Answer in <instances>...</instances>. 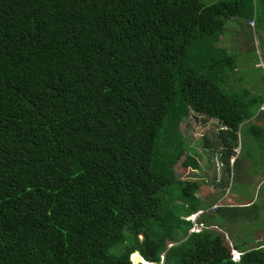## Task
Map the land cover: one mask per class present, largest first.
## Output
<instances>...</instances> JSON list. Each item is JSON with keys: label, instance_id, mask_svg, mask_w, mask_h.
Returning <instances> with one entry per match:
<instances>
[{"label": "trees", "instance_id": "trees-1", "mask_svg": "<svg viewBox=\"0 0 264 264\" xmlns=\"http://www.w3.org/2000/svg\"><path fill=\"white\" fill-rule=\"evenodd\" d=\"M255 16L264 29V0H0V264H264L173 171L191 116L219 125L203 146L227 173L244 126L264 139L263 100L218 47Z\"/></svg>", "mask_w": 264, "mask_h": 264}, {"label": "rangeland", "instance_id": "rangeland-1", "mask_svg": "<svg viewBox=\"0 0 264 264\" xmlns=\"http://www.w3.org/2000/svg\"><path fill=\"white\" fill-rule=\"evenodd\" d=\"M200 1L204 5H210L219 0ZM218 47L236 58L237 69L232 74L236 92L246 90L257 99L263 100L262 108L259 109H263V112L253 125L264 129L263 26L256 23V26L250 27L245 19H230L226 21ZM202 121H205V124ZM216 127H219L216 122L200 116H191L180 124L179 130L184 137L185 150L173 166V171L178 181L198 183L195 195L206 203L202 205L204 210L209 205L201 219L206 216L214 223L225 234L230 245L256 248L260 244L264 245V139L249 132L248 126H244L242 133L238 132V149L233 156L239 157L237 165L234 169L229 165L227 173L220 163V150L213 151L203 146L202 136L209 134L207 138L212 142L214 139L211 133L216 132ZM190 158L195 160L196 167L189 164ZM230 162L231 160L229 164ZM221 181L228 183L227 190L218 186L217 183ZM188 186L189 189L192 188ZM183 202L178 199L175 203L181 205ZM248 203L253 204V207L239 211L237 216L221 217L213 212L215 206L236 207ZM191 219L194 220L193 217ZM186 220L190 221V218ZM195 231L199 230L193 227L190 230ZM233 259H236V254Z\"/></svg>", "mask_w": 264, "mask_h": 264}, {"label": "clouds", "instance_id": "clouds-1", "mask_svg": "<svg viewBox=\"0 0 264 264\" xmlns=\"http://www.w3.org/2000/svg\"><path fill=\"white\" fill-rule=\"evenodd\" d=\"M251 21H254V24H253V26H251V25H249V23L251 22ZM256 23H258V20H257V17L255 16L253 19H251V20H248V25L250 26V27H254V26H256ZM234 158V157H233ZM234 160V159H233ZM215 208H217V206H215V207H213V210L215 209ZM200 215V213H197L196 215H194V216H196V219L198 218V216ZM193 217V216H192ZM191 218V217H190ZM195 219V220H196ZM195 220H191V222L193 223V221L195 222V224H196V221ZM197 225V224H196ZM236 254V259L233 261L232 260V262H235V263H237L238 261H239V258H240V255H241V253L239 252V251H236V250H232V252H231V256L233 255H235ZM131 260V259H130ZM132 262V261H131ZM141 264V263H140Z\"/></svg>", "mask_w": 264, "mask_h": 264}, {"label": "bare ground", "instance_id": "bare-ground-1", "mask_svg": "<svg viewBox=\"0 0 264 264\" xmlns=\"http://www.w3.org/2000/svg\"><path fill=\"white\" fill-rule=\"evenodd\" d=\"M193 219L195 220L196 219V216H193ZM192 219L190 218V221H191ZM131 260H132V262L133 263H135V264H137V263H141V264H147V263H145L143 260H142V258L137 254V253H134L133 255H131Z\"/></svg>", "mask_w": 264, "mask_h": 264}, {"label": "built area", "instance_id": "built-area-1", "mask_svg": "<svg viewBox=\"0 0 264 264\" xmlns=\"http://www.w3.org/2000/svg\"><path fill=\"white\" fill-rule=\"evenodd\" d=\"M253 24H254V21H251L250 23H249V25H251V26H253ZM193 228L194 229H196V230H199V231H201L202 229H203V225L202 224H198V225H196L195 224V222L193 221ZM197 228H199V229H197ZM198 231V232H199ZM196 232V231H195ZM162 258V257H161ZM231 260H235V259H233V255L231 256ZM132 264H134L133 262H132Z\"/></svg>", "mask_w": 264, "mask_h": 264}, {"label": "crops", "instance_id": "crops-1", "mask_svg": "<svg viewBox=\"0 0 264 264\" xmlns=\"http://www.w3.org/2000/svg\"><path fill=\"white\" fill-rule=\"evenodd\" d=\"M233 159H234L233 156H231V157H230L231 162H230V164H229L230 166L232 165V161H233ZM243 205H244V204H243Z\"/></svg>", "mask_w": 264, "mask_h": 264}]
</instances>
